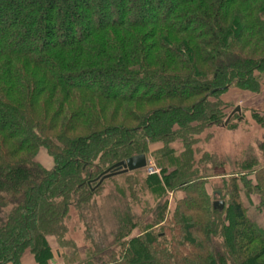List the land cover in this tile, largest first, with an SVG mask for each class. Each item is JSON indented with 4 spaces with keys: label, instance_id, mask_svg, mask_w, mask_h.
I'll list each match as a JSON object with an SVG mask.
<instances>
[{
    "label": "trees",
    "instance_id": "trees-1",
    "mask_svg": "<svg viewBox=\"0 0 264 264\" xmlns=\"http://www.w3.org/2000/svg\"><path fill=\"white\" fill-rule=\"evenodd\" d=\"M263 82L264 0H0V264L26 252L36 264H264V231L241 202V189L257 194L264 218V162H237L219 209L204 165L225 161L194 149L205 130L237 127L224 123L230 88ZM140 154L160 174L98 184ZM106 183L125 200L136 184L181 196L150 221L124 212L111 244L80 248L67 238L71 211L90 238Z\"/></svg>",
    "mask_w": 264,
    "mask_h": 264
},
{
    "label": "rangeland",
    "instance_id": "rangeland-1",
    "mask_svg": "<svg viewBox=\"0 0 264 264\" xmlns=\"http://www.w3.org/2000/svg\"><path fill=\"white\" fill-rule=\"evenodd\" d=\"M243 91L244 90L233 87L230 88L223 96V98L227 101L226 103L228 106L226 111L228 113L236 105L240 106V113H235L231 118L233 119L236 116L235 122L237 127L233 129H226L224 127L213 126L204 131V135L210 133V137H201V140L194 145V149L199 150V152L196 153V159L200 157L203 151H207L208 153L218 155L220 159H224L225 161L223 166L216 168H212L210 164L208 166L207 164L204 165L207 169L205 174L212 175L206 184V188L211 195L213 202L223 201L224 206L227 201V196H225L226 192L224 190L223 183L228 180L229 175L235 174L239 171L240 166L237 165V162L243 161L247 157L249 158V156L256 157L260 165L264 162L262 153L258 146L264 139V126H261V124L257 121V119H264V105H262L264 97L262 94L255 95L257 93ZM260 99L263 102H259ZM253 115H256L257 117L255 118ZM37 159L47 168H50L53 165L52 158L43 148L40 149ZM158 168L160 169L159 166ZM222 173L225 174V177L221 176ZM143 174L144 176L146 175L144 169L141 171L142 176ZM158 174H160V170ZM247 178L255 184L253 175H249L246 179ZM133 188L137 192L138 197L134 198L129 193L128 199L125 200L120 198L114 192L110 184L106 183L102 193L99 196H95L94 202L87 213L89 215L88 222L92 225V227H90L92 232L90 238L87 237L89 236V230L85 233L84 225L78 222V217L74 211H71L72 214L67 223V238L74 240L80 248H92L95 246L93 244L106 247L111 244L113 240L112 233L117 228L119 215L129 211V213L134 215L136 218L139 217L144 221H150L152 217H154L158 202L167 200L168 207L172 209L176 196H181L180 193L168 192L162 199H158L157 194L152 193L148 189L141 188V185L136 184ZM241 190V202L246 207L248 216L254 220L260 229L264 231L263 213L258 209V195L252 194V201L249 202L245 196L244 190ZM137 232L136 228L132 234H136ZM50 240L53 247L57 248L53 238H50ZM51 264H61V261L58 258Z\"/></svg>",
    "mask_w": 264,
    "mask_h": 264
},
{
    "label": "water",
    "instance_id": "water-1",
    "mask_svg": "<svg viewBox=\"0 0 264 264\" xmlns=\"http://www.w3.org/2000/svg\"><path fill=\"white\" fill-rule=\"evenodd\" d=\"M241 109L239 105H236L228 114L226 120H225V124H227L230 119L233 117V115L235 113H240ZM146 165V155L145 154H140L137 156H132L127 158L126 160H122L116 164H114L112 167H120V169L118 171L115 172H108L109 170H106V172L101 176L98 184H100L105 178L110 177L114 174L117 173H125L128 171H135V170H139V169H143ZM213 206L215 208H219L222 209L224 206V202L223 201H214L213 202Z\"/></svg>",
    "mask_w": 264,
    "mask_h": 264
},
{
    "label": "crops",
    "instance_id": "crops-1",
    "mask_svg": "<svg viewBox=\"0 0 264 264\" xmlns=\"http://www.w3.org/2000/svg\"><path fill=\"white\" fill-rule=\"evenodd\" d=\"M243 92H246V91H243ZM245 94H247V93H245ZM260 94H262L263 97H264V82H263L262 87H261V92L255 94V95H260ZM247 95H248V94H247ZM261 99H262V98H261ZM261 99H260L259 102L262 101ZM223 100H224L225 102H227L224 98H223ZM262 102H263V101H262ZM262 105H264V102L262 103ZM57 257H58V256L55 255V258H54L55 260L52 259V260L49 262V264H51L53 261H56V260L58 259ZM22 261H23V264H36V262L34 261L33 257H32L28 252H26V253L24 254V256H23V258H22Z\"/></svg>",
    "mask_w": 264,
    "mask_h": 264
},
{
    "label": "built area",
    "instance_id": "built-area-1",
    "mask_svg": "<svg viewBox=\"0 0 264 264\" xmlns=\"http://www.w3.org/2000/svg\"><path fill=\"white\" fill-rule=\"evenodd\" d=\"M144 169H145V172L149 175L150 174H158L159 170H160L158 168V166L156 165L153 157H151V156L146 158V165H145Z\"/></svg>",
    "mask_w": 264,
    "mask_h": 264
}]
</instances>
